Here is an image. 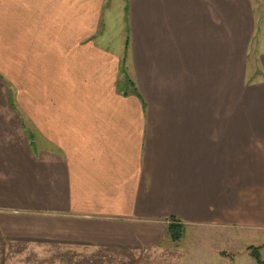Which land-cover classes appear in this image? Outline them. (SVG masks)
Listing matches in <instances>:
<instances>
[{"label":"crops","instance_id":"crops-1","mask_svg":"<svg viewBox=\"0 0 264 264\" xmlns=\"http://www.w3.org/2000/svg\"><path fill=\"white\" fill-rule=\"evenodd\" d=\"M104 7L0 0V264H188L169 217L264 240L263 53L233 105L252 0H125L117 45Z\"/></svg>","mask_w":264,"mask_h":264},{"label":"rangeland","instance_id":"rangeland-1","mask_svg":"<svg viewBox=\"0 0 264 264\" xmlns=\"http://www.w3.org/2000/svg\"><path fill=\"white\" fill-rule=\"evenodd\" d=\"M124 4L125 0H105L102 25L105 26L106 23V29L103 42L108 43L111 41L113 45H117L123 43L126 37L129 36V21L127 9L124 8ZM252 5L255 8L256 26L254 33L251 35V42L248 44L247 49H243V53L241 50L233 51L234 65L242 59L244 52L247 53L246 69L242 66L238 75V81L237 79L235 80L233 76V105H235V100L238 98L237 102L242 106L240 102L242 98H240V96L243 95L244 90H251L258 85L256 83V78H259V74L262 71L259 59L260 55L262 53L264 54V0H252ZM106 31H109V33L106 34ZM255 60H257V66L255 65ZM239 86L242 87V89H240ZM252 99H256L254 94H252ZM252 99H249V105H251ZM250 111L251 110L248 112ZM252 116L254 117V113H252ZM244 118L245 116L243 114L242 120ZM260 121L263 124V120L260 119ZM199 233H201L203 237H198ZM263 242L264 240L261 239L258 234H248L241 237L239 234L228 229L221 230L215 228L208 230V228H203L198 230L197 228L189 227L185 237L179 245H175L172 242L168 232L161 237L158 244L168 245L172 250H181L182 252H180V254L185 261H189L188 264H212L214 259L217 258L216 254H221L222 251L236 254L235 258L232 260V264H256L255 260L249 255L247 246L250 244L263 245ZM239 253L241 254L240 257H238ZM87 264H126V261H124L122 257L110 259L109 257L94 258L91 256L87 260ZM142 264H153V262L146 261ZM154 264H160V262Z\"/></svg>","mask_w":264,"mask_h":264},{"label":"trees","instance_id":"trees-1","mask_svg":"<svg viewBox=\"0 0 264 264\" xmlns=\"http://www.w3.org/2000/svg\"><path fill=\"white\" fill-rule=\"evenodd\" d=\"M171 222L168 223V234L175 245H179L182 239L186 235V225L180 223L177 219L169 217ZM261 244H250L247 246V250H249V255L255 260L256 264H264V258L262 255ZM222 255L228 256L231 259H234L236 254L229 253L226 251L221 252Z\"/></svg>","mask_w":264,"mask_h":264},{"label":"built area","instance_id":"built-area-1","mask_svg":"<svg viewBox=\"0 0 264 264\" xmlns=\"http://www.w3.org/2000/svg\"><path fill=\"white\" fill-rule=\"evenodd\" d=\"M167 221H168V223H169V222H171V220H170V219H168Z\"/></svg>","mask_w":264,"mask_h":264}]
</instances>
